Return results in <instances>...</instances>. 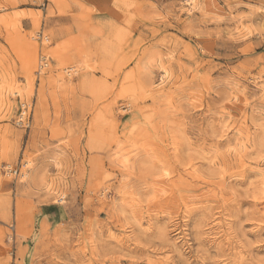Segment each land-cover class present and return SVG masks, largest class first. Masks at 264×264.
Listing matches in <instances>:
<instances>
[{"label": "rangeland", "instance_id": "rangeland-1", "mask_svg": "<svg viewBox=\"0 0 264 264\" xmlns=\"http://www.w3.org/2000/svg\"><path fill=\"white\" fill-rule=\"evenodd\" d=\"M262 182L264 0H0V264H264Z\"/></svg>", "mask_w": 264, "mask_h": 264}, {"label": "built area", "instance_id": "built-area-1", "mask_svg": "<svg viewBox=\"0 0 264 264\" xmlns=\"http://www.w3.org/2000/svg\"><path fill=\"white\" fill-rule=\"evenodd\" d=\"M41 65H44V66L41 67ZM46 66H47V57L44 55H40L38 65H37V74L40 75L45 70ZM27 110H28V107H26L25 105L22 106V109L16 121L17 125H19L22 128H27L29 127V124H30V118H29V114ZM10 173L16 175L18 173V170L10 171Z\"/></svg>", "mask_w": 264, "mask_h": 264}, {"label": "bare ground", "instance_id": "bare-ground-1", "mask_svg": "<svg viewBox=\"0 0 264 264\" xmlns=\"http://www.w3.org/2000/svg\"><path fill=\"white\" fill-rule=\"evenodd\" d=\"M43 58V57H42ZM44 65H41V67H43ZM261 188H262V190L264 191V182H262V184H261Z\"/></svg>", "mask_w": 264, "mask_h": 264}]
</instances>
